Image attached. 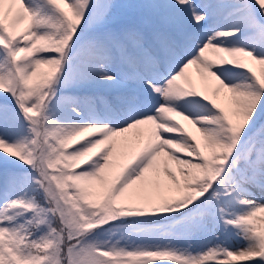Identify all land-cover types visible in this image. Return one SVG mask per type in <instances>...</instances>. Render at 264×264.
<instances>
[{
  "label": "snow or ice",
  "instance_id": "snow-or-ice-1",
  "mask_svg": "<svg viewBox=\"0 0 264 264\" xmlns=\"http://www.w3.org/2000/svg\"><path fill=\"white\" fill-rule=\"evenodd\" d=\"M0 264H264V0H0Z\"/></svg>",
  "mask_w": 264,
  "mask_h": 264
},
{
  "label": "rangeland",
  "instance_id": "rangeland-1",
  "mask_svg": "<svg viewBox=\"0 0 264 264\" xmlns=\"http://www.w3.org/2000/svg\"><path fill=\"white\" fill-rule=\"evenodd\" d=\"M195 2L199 3L200 0H195ZM190 71H191L192 75L195 76V69H191Z\"/></svg>",
  "mask_w": 264,
  "mask_h": 264
}]
</instances>
